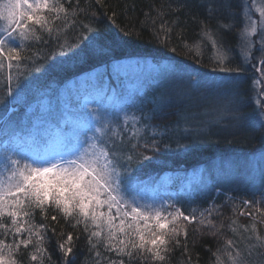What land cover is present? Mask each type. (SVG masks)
Masks as SVG:
<instances>
[{
    "label": "trees",
    "instance_id": "16d2710c",
    "mask_svg": "<svg viewBox=\"0 0 264 264\" xmlns=\"http://www.w3.org/2000/svg\"><path fill=\"white\" fill-rule=\"evenodd\" d=\"M167 2L168 0H104L101 6L94 0H80V8H86L87 12L77 13L75 25L65 26L63 21H55L53 28H59L61 31L58 34L54 31L51 37L46 32L43 33V38L48 43L29 42L32 44V52L29 54L43 49L42 54L55 55L59 51L58 42L67 41L75 44L76 35L82 31L81 21L84 23L94 21V26L99 29L98 34L103 38L99 46L82 43L80 49H74L76 55L68 52L66 56H56L54 62L39 61L41 67L47 66L46 70L31 72L22 80L18 90L20 100L19 97L7 96L5 85L9 72L23 71V66L21 69L8 70L5 67L0 70V101H3L0 103V157L6 147L9 151L16 150L23 155H43L51 146L66 150L74 146L78 138L82 139L80 134L87 130V128L83 130V127L95 123L91 111L93 108H99L101 113H104L105 109L109 113H121V109L128 106L129 115L134 113L137 117L144 116V120L136 125V128L141 130L140 135L144 138L155 135L161 141L158 151L147 153L151 159L134 167L130 189L140 187L144 190L165 189L162 186V176L165 173L176 169L187 171L203 169V175L198 179V185L203 189L194 198L187 199V193L184 190L180 191L178 180L168 186L175 189L178 194L170 202L181 207L186 215L193 208L197 209V220L191 224L182 222L188 229L187 253L183 247L184 237L181 236L179 237L181 247L169 245L168 258L163 264H186L189 256L191 264H215L214 253L222 249L227 240L237 241L242 249L249 244V241L241 240V237L251 235L250 231L244 232V227L250 228L253 218L240 214L244 208L241 201L259 200L264 194V182L250 189L230 187L221 184V180L213 185L218 167L211 162L216 157L234 154L241 158L244 154L253 153L263 147L264 126L249 123L256 118V108L252 106V98L257 95L255 74L260 77L262 72L257 71L258 67L254 64L256 62L254 54H258L256 47L250 63L245 62L240 54L239 32L245 24L241 0H231V7L226 6L219 14L211 17L208 15V9L217 3V0H183L179 11L176 10V0H173L172 11L165 19L171 20L178 16L179 22L171 33V41L165 44L162 40L157 41L154 38V30L150 25L142 26L141 22L145 20V14L149 13L150 8L159 7ZM75 3L76 0H72L73 6ZM227 4L228 0H225V5ZM65 6L69 7L68 4ZM113 12L116 13L115 24L108 19ZM151 14L155 15V11ZM218 20L234 24L232 30L222 31L224 44L230 49L227 63L230 67H242L241 73L212 70L215 67L213 61L217 53L206 38H201L200 21L206 22L215 30ZM156 28H159V23ZM198 41L200 42L198 54L195 50L189 51L185 47V44L193 45ZM136 58L148 63L150 61V64L157 66H170L172 69L165 70L163 83L151 86L145 81L146 92L129 94L125 92V79L122 80V76L116 78L109 68L115 62L137 60ZM103 67L107 68L106 78L105 75L97 73V70ZM94 73L96 74L94 78L89 76L84 79L85 75ZM220 80L231 83L220 88L210 87ZM233 91L239 93L240 101V111L236 114V119L230 114L227 102L231 99ZM87 96L91 97L93 105L85 109L82 108V104L83 98ZM132 101L135 102L134 105ZM11 107L14 109L10 110ZM182 113L192 123L185 125L181 120L180 127L177 128V121ZM145 123L152 127L144 128ZM78 127L81 129H77ZM128 127L131 129L130 124ZM185 127L197 128L201 132L198 135L188 136L184 133L180 135ZM125 135L131 137V131ZM177 141L190 146L177 147ZM132 142L135 143V139ZM166 144H170L171 147H166ZM156 197L155 202H164L160 192H157ZM213 202L220 207L214 210L211 216L216 227L209 229L199 223V213L210 207ZM54 214L57 215L58 222L51 221L50 217ZM48 215L49 220L44 221L37 210L34 218L36 224L46 223L50 228H55V233L50 228L41 232L44 236L43 246L51 257L50 260L45 258L44 264H62L63 253L58 244L66 239L69 232L74 237L80 235V239L75 241L71 264H94L82 225L73 229L72 221L66 223L53 211H49ZM262 221L264 217L256 214L257 232L264 237ZM8 242H11V237H8ZM251 243L255 244V239ZM33 251L31 246L28 249L21 247L17 259L21 264H36L30 260L29 254ZM101 252L102 255L116 258L114 253H105L102 248ZM259 252L264 253V248L251 249V255L245 251L244 256L250 264H257L260 258L264 261V255ZM125 259L127 264V258ZM132 264L161 262H155L151 256L145 254L144 257L134 259Z\"/></svg>",
    "mask_w": 264,
    "mask_h": 264
},
{
    "label": "snow or ice",
    "instance_id": "6c2138e0",
    "mask_svg": "<svg viewBox=\"0 0 264 264\" xmlns=\"http://www.w3.org/2000/svg\"><path fill=\"white\" fill-rule=\"evenodd\" d=\"M96 4L103 6L104 0H94ZM173 0L162 3L159 7L153 6L149 13L145 14L142 26H151L153 36L157 41L165 44L171 41V33L177 27L179 17L165 19L172 11ZM183 0H176L177 11ZM68 4L69 7L65 5ZM255 0H241L245 24L239 32V50L242 59L250 63L256 44L260 52L257 58L260 65H264V7H257L259 21L253 19L251 8ZM187 6V5H185ZM231 7V0L225 5V0H217L208 9L209 17L219 14L224 7ZM155 11V15H152ZM78 12H87L86 8H80V0L72 5V0H0V70L7 67L8 70L21 69L15 73L9 72L6 76V95L19 97L18 91L21 82L31 72L46 70V65L41 67L39 61L49 60L54 62L56 56H66L68 52L76 55L74 49H80V45L87 42L93 46L102 44L103 38L98 34L99 29L94 26V21L89 23L80 22L82 31L76 35V42L57 43L59 51L42 54L43 49L32 52V44L29 42H43V33L50 37L53 32L57 34L59 28H53L55 21H63L65 26L75 25ZM116 13L113 12L109 20L115 24ZM159 23V28H156ZM201 38H206L216 50L213 71L222 73H241L240 66L230 67L228 51L224 44L222 30H232V22L222 23L218 20L217 28L213 30L210 26L200 21ZM259 25V38L257 41L251 39L257 33ZM122 31H124L122 29ZM130 34V29H129ZM189 51L195 50L199 53L200 42L193 45L185 44ZM175 51V49H172ZM257 71H261L257 68ZM230 81L220 80L212 88L227 86ZM264 96V93H261ZM229 112L233 118H237L240 111L239 93L233 91L228 101ZM3 103V101H0ZM134 101L132 104L134 105ZM256 118L249 121L250 124L259 122L264 126V101L256 99ZM157 102V107H159ZM128 108V110H125ZM121 113H109L105 109L101 113L99 108H93L94 124L80 135L75 146L65 151H54L43 155H23L16 150L9 151L6 147L0 157V264H21L17 259L21 247L34 249L30 260L36 264H44L45 258L51 257L43 246L44 236L42 230L49 229L46 223L36 224L34 222L37 210L42 220H49V211L60 215L65 222L72 221L71 227L77 229L82 225L83 233L86 235L89 252L93 256L94 264H132L136 258L151 256L155 262H163L168 258L169 245L174 244L181 247L179 237H184V251L187 253L188 229L185 223L191 224L197 220V209L193 208L187 215L181 207L172 202L155 201L141 202L142 197L130 196L131 174L135 166L151 159L148 152L155 153L159 150L160 140L153 135L144 138L140 135L141 130L136 125L144 120V116L137 117L134 113L129 115L130 108L125 106ZM142 111V110H141ZM156 108L153 109V112ZM193 119H195L193 117ZM190 125L192 121L183 113L177 121ZM129 124L131 129H129ZM144 128H151L150 124H143ZM131 131V137L125 135ZM201 130L193 127H185L184 134L191 136L200 134ZM90 133V134H89ZM135 139V143L132 140ZM127 141V146H125ZM166 147H171L166 144ZM188 144H180L177 147H189ZM244 208L241 215L253 218L249 227H244V232L251 235L241 237V240L249 241L245 248H240L239 243L229 239L222 249H218L215 256V264H250L245 258L244 252L251 255V249L264 248V237L257 232L255 223L256 214L264 217V194L259 200H242ZM220 205L214 202L210 207L200 211L199 223L209 229L216 227L211 219L214 210ZM253 209V211H245ZM207 214V215H205ZM51 221H57V215H51ZM58 222V221H57ZM264 222V221H262ZM235 223V221H233ZM55 233V228H50ZM235 232V229H233ZM215 234V233H212ZM11 237V242H8ZM35 237V243L33 238ZM80 235L73 236L69 232L66 239L58 244L63 253L62 264H71L74 256L75 241ZM255 239L256 243L251 241ZM101 248L105 253H114L116 258L102 255ZM264 255V253H262ZM186 264H191L189 256Z\"/></svg>",
    "mask_w": 264,
    "mask_h": 264
},
{
    "label": "rangeland",
    "instance_id": "374dc122",
    "mask_svg": "<svg viewBox=\"0 0 264 264\" xmlns=\"http://www.w3.org/2000/svg\"><path fill=\"white\" fill-rule=\"evenodd\" d=\"M257 7H264V0H255V5L251 8V15L253 19L259 21V13L256 11ZM244 14L247 12V9L243 10ZM259 38V25L257 27V33L253 34L251 39L255 42ZM255 47L258 49L259 44H256ZM258 51V50H257ZM260 56V52L258 54H254V59L256 62V66L261 69L262 74L258 77V74H255V87L257 88V95L253 96L252 98V106L253 108H257L255 103L256 99H261L264 101V96L261 93H264V65H260L258 63V57ZM138 60V58H136ZM122 60L113 63L109 70L111 73L115 75V77L122 76V80L125 79V92L129 94H143L146 92L145 81L153 86L156 83H163L164 81V73L165 70L169 71L172 69L170 66H157L150 64L149 61L143 60ZM98 71V72H97ZM96 72L100 75H107V68L103 67ZM166 74V73H165ZM94 74L85 75L84 79L89 77L94 78ZM149 79V80H148ZM148 80V81H147ZM106 86V82H104ZM19 100L21 97L18 98ZM93 105L92 99L90 96L83 98L82 108H89ZM14 109L11 107L10 110ZM260 125L259 122L256 123ZM87 127H83V130ZM77 129H81L78 127ZM184 131L180 133L182 135ZM76 144V143H75ZM74 144V146H75ZM73 147V146H71ZM54 151H65L62 150L60 147L51 146V149L45 150L46 153L54 152ZM242 155V154H240ZM239 156V155H238ZM237 155H229L226 157H216L211 162L214 163L218 167V172L213 178V185L220 181L221 184H227L228 186L232 187H242L243 189H250L258 186L262 182H264V145L257 151L253 153L244 154L243 157L239 158ZM225 165V167H223ZM225 168V170H224ZM229 169V170H226ZM184 169H176L172 172H167L162 176V186L165 187L161 190H144L143 187L137 189H130L129 188V195L130 196H138L142 197L143 202H153L156 201L157 192H160L163 195V201L170 202L171 199L177 197V191L173 188H169L170 184H175V181L180 185V191L186 192L187 199L194 198L198 196L199 192L203 189L202 186L199 187L198 179H201L203 175V169H192V170H184ZM262 253V252H259ZM257 262V261H256ZM257 264H264L263 259L260 258Z\"/></svg>",
    "mask_w": 264,
    "mask_h": 264
}]
</instances>
